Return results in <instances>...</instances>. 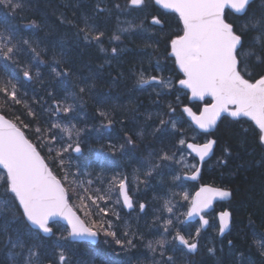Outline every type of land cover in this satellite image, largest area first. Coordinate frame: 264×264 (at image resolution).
<instances>
[{"label":"snow or ice","instance_id":"obj_1","mask_svg":"<svg viewBox=\"0 0 264 264\" xmlns=\"http://www.w3.org/2000/svg\"><path fill=\"white\" fill-rule=\"evenodd\" d=\"M152 3L169 12L175 13L180 24H182V34H177L171 38L166 46L167 56L165 59L174 58L176 67L179 70L177 83L182 89L190 93V100L205 101L204 106L199 110V114L194 112L191 107L184 106L182 112L187 114L192 124L200 133L210 136L218 127V121L222 116L231 118V121L245 125L243 132L245 135L251 133L257 144L264 148V74L258 76L250 71V64L253 59L257 64H264V0H262V11L257 14L250 13L254 0H151ZM27 0H0V6L8 9L13 15L18 10H23ZM149 4V0H127L125 10L144 11ZM120 7L119 4L116 5ZM105 9L97 4V12L102 13ZM232 15L234 19H242V24L237 28L233 20L229 19ZM63 23L64 20L62 19ZM69 23H72L69 21ZM152 25H159L160 31H163V21L156 15L151 18ZM29 27H37L33 21ZM132 25H130V28ZM83 33L86 42L94 40L98 43L105 33L99 30L94 23H89L88 17L83 18V27L79 29ZM129 31V29H122ZM253 33L252 39L247 44L245 36ZM113 40H119L118 35L113 34ZM17 29L4 21H0V61H12L19 64L18 54L22 51L19 47ZM158 43V41H157ZM23 44L28 46L31 51L33 61L39 60L40 51L38 45L33 46L30 40H23ZM170 48V51H168ZM104 51L103 47L100 49ZM113 48L112 52L116 53ZM63 55V53H61ZM43 63V61H40ZM60 64L61 60H55ZM7 64L0 63V69H7ZM23 75L26 80H32L33 76L27 67L23 69ZM157 72L162 69L158 64ZM52 72L57 77H68L69 72H60L56 67H52ZM10 78L5 82L0 79V108H10L8 101L14 105H22L27 110L29 117H36V112L31 109L27 102L21 99L17 92V86L13 82L17 79L15 73H10ZM36 77H40L39 71ZM61 85L67 93L63 101H57L55 108L49 107L46 111L53 114L49 124L43 127H35V136L30 138L26 135L24 129L32 130L30 123H25L20 116L15 117V121L8 120L4 115H0V189L3 194L0 195V235L8 233L13 222L20 225L15 229L17 235L13 238L8 236L5 247L9 250L10 264H41V241L44 237H50L53 228L52 221L62 220L66 223L67 235H60L58 240L89 242L95 244L100 232L106 237H112L115 243L121 249L126 246H132V240H121L117 237L114 225L111 221L105 222L93 220L91 224L87 220L81 219L69 206L68 189L66 185L73 186L74 189H83V195L79 199L84 208L90 206L86 201H91L96 205L99 211L108 215L105 207H100L99 201L112 199L113 193L118 190L116 203L122 199L123 206L129 209L134 207L130 195L129 177L120 172H116L110 179L104 178V171L111 170L115 161L108 156L97 154L96 163L100 166L101 172L96 174V179L103 186L107 184V189L97 187L92 192L91 186L94 181L88 179L87 186L79 176H91L92 173L72 172L65 167L66 161L73 159L71 153L81 154L83 151L81 145V132L75 123H72L77 109V100L83 104L85 93L91 94V85L86 81L76 84L79 92L68 91V81L62 80ZM138 83L141 86L150 85L154 88L169 89L174 87L171 77L165 79L162 75L145 76L142 71L139 74ZM158 92L157 95H161ZM52 95V93H49ZM179 100V97H177ZM71 101V102H69ZM96 103L103 105L106 103L104 98H97ZM171 111H175L172 104L168 105ZM63 113V116L60 114ZM97 115L103 118L107 123L101 124V127H111L113 124L112 114L104 108L97 109ZM250 122V123H248ZM183 121L170 119L160 120V127L154 129V132L167 133L168 125H171L173 134L180 132L177 137L176 146L173 150L161 148L159 153H149V157L141 169L133 174V179L137 185L147 184V178L153 176L158 169L169 167L164 162H172L180 166V171L190 169L191 175H185L184 179L197 180L201 174V167L196 164L189 165L182 151L186 145L189 155L194 154L202 164L206 158L213 154L217 139L207 138L203 143H188L183 135ZM58 129L59 132L53 130ZM99 131V129H97ZM62 134V135H61ZM142 135V134H141ZM65 137L67 139H65ZM195 139V137L193 138ZM127 145H135L133 137H126ZM125 145L120 144L119 149H124ZM109 148L115 154L118 149L115 144H110ZM47 149L48 155L42 154V150ZM224 154L227 155L229 149L224 148ZM180 158L177 159V153ZM68 153L66 156L65 154ZM223 164L225 161L221 158L219 161ZM53 169H59L63 172V177L59 178L58 173ZM170 171H174L171 170ZM141 175L144 179H141ZM174 182L181 180L179 172L172 176ZM175 187L181 188L182 185L175 184ZM173 197L180 196L187 202V211L182 212L185 220L199 218L200 227L196 229L195 236L199 237L201 229L209 225L208 214L215 211L216 201H229L233 193L227 188L215 187L212 185L201 186L194 196L187 192H174ZM144 203L139 204L141 211L145 210ZM183 207L173 203L171 199H165L163 211L169 213V217L164 220V231L171 235V228L174 222L171 218L175 215L176 209ZM92 213L85 212V216H91ZM117 219H119V215ZM216 216L219 220V233L223 235L230 227L232 212L229 209H222ZM11 217V220L9 219ZM99 223V228L95 225ZM252 221L249 220L251 225ZM23 229L27 234L26 243L21 239L19 233ZM42 234V235H41ZM128 235L127 232L124 233ZM255 235V233H254ZM173 241L182 245L187 253H196L199 248L198 241L191 235L185 236L176 229ZM108 241H105L107 243ZM259 247L261 254H264V237L254 241ZM169 241L161 238L155 241H149L148 249L156 253L159 251L160 259L154 261V264H175L174 257L167 255L168 249L165 245ZM232 242L229 241V244ZM60 248L59 264H69L65 252L68 245L57 244ZM176 249L173 248L172 251ZM210 254H214V249H208ZM103 255L104 264H122L121 261L113 259L108 253H97Z\"/></svg>","mask_w":264,"mask_h":264},{"label":"trees","instance_id":"obj_2","mask_svg":"<svg viewBox=\"0 0 264 264\" xmlns=\"http://www.w3.org/2000/svg\"><path fill=\"white\" fill-rule=\"evenodd\" d=\"M99 1L94 0L95 3ZM149 1L151 2V0ZM49 2L51 3L53 0H27L24 9L18 10L15 15L0 6V21L11 24L17 29L19 47L22 49L18 54L19 64L12 61H0V63L8 66L6 70L0 69V79L6 82L10 78L9 74L15 73L17 79L13 82L17 86L18 95L36 112V117H29L27 110L22 105H14L11 101H8L10 108H0V114L13 121H15L16 116H20L25 123H30L32 130L24 129V131L27 136L33 138V142H36L34 140L35 127L37 125L43 127L46 123L50 126L51 120L55 119L53 114L46 109L55 108L56 102L58 100L63 101L67 95L60 83L66 78L57 77L52 72V67H56L60 72L67 71L68 68L72 72L73 69L71 74L75 85H82L86 81L92 87L91 94H84L82 106L77 100L76 114L71 121L79 129H83L80 137L83 151L77 156L71 153L73 159L66 161L65 167L72 172L79 170L81 173L84 171L92 173L91 176H79L78 178L83 180L85 186H87L88 179H92L94 183L91 189L94 194L95 188L107 189L108 187L107 184L101 186L96 179V174L101 172L100 166L96 163L97 154L108 156L115 161V165L111 170L106 169L104 171V178L110 179L116 172L127 175L135 209L129 213L124 212L120 202L116 203L118 197V190H116L111 200L106 203L104 201L98 202L100 207L107 208L108 215L105 216L96 205L91 204V201H86L90 206L89 208L83 207L79 199V196L84 194L83 189H74L73 186L66 185L68 201L83 220H87L91 224L93 220L100 221L102 219L105 226H107L108 221H111L117 237L124 241L131 239L133 243L132 246L121 249L112 237L104 236L102 231L99 234L97 244L94 246L86 243L73 244L65 240L62 243H54V238L61 234L54 228L56 224H52L54 234L48 238H43L41 241L43 245L41 264H59L58 255L55 254L59 250L56 247L57 244L68 245L67 251L70 253L67 254L66 251L65 255L68 257L69 264H104L105 258L97 253H108L111 258L121 261L122 264H154V261L160 259L159 251L153 253L147 245L149 241L161 238H166L169 241L165 245L168 249L167 255L174 257L175 264H186L187 259L190 264H264V254H261L259 247L254 242L264 237V148L257 144L251 133L244 134L243 127H246L247 124H236L226 117L219 121L218 127L211 135L212 138L217 139V144L211 158L203 163L198 182L188 183L182 179L174 182L172 176L178 172L180 175L182 173L175 163L164 162L169 167L158 169L156 173H153V176L147 178V184L137 185L133 179V174L146 163L149 153H159L162 147L173 150L176 146L177 135L171 132L170 124L167 133L154 132L155 128L160 127L161 119L168 121L170 118L168 115L170 98L166 96L151 97L148 102L146 101L148 100V92L138 91L128 83L131 82L130 80L120 79L126 72L134 73L140 70L142 61L147 60L145 53L138 55L135 53L130 58L120 59L116 65L117 74L114 75L115 78H110L109 82L97 71L93 61L95 53L89 51L86 46L75 42L73 45L76 49L83 47L86 51L81 53L78 50L73 54L72 49L68 54L69 44L67 43L74 41H66L67 28L60 26V18L49 11L47 8ZM113 3L111 1L110 5ZM156 10L159 18L168 24L171 20L174 25L173 31H177L174 36H168L169 39L181 34V25L176 15L165 13L159 9ZM84 17H88L89 23L96 24L98 28L101 25L104 27L106 22L112 23L111 15L102 17L97 9L96 11L93 9L89 0H83L80 4L74 5L72 11H68L64 19L66 23L71 21L72 23L69 24H72L73 28L76 26L78 30L83 27ZM33 21L36 22L37 27L25 28L26 25H31ZM103 27H101L102 30H104ZM165 29L168 30V27H165L164 24V32ZM25 39L32 41L34 47L38 45L39 60L33 61V54L28 46L23 44ZM159 39L160 37L155 38L154 41L148 43L139 41L135 43V47L144 51L147 50L149 59L157 56L155 59L157 58L156 61H158L161 58V53L167 55L165 51L167 44L161 43L162 41ZM130 48L133 49L134 46H129ZM57 59L61 60L60 64L55 63ZM126 65L127 67H124ZM24 67H27L33 76L30 82L24 81L22 70ZM259 68L260 65L255 70ZM80 69L88 70L87 77L77 73ZM37 71L40 73L39 78L36 77ZM116 84H120L118 89ZM75 85L71 87L69 92H79ZM108 85L109 92H106ZM97 98H104L106 103L98 105L96 103ZM184 100L186 102L187 98L185 97ZM2 102L0 100V103ZM190 106L195 112H198L200 108L199 103ZM101 107L111 112L113 119L111 127H101L102 123H107L97 115V109ZM60 115L63 116V113ZM178 116L179 118L182 117L181 114ZM182 120L187 123L185 118ZM15 122L19 123V121ZM53 131L59 132L58 129ZM128 136L134 138V146L125 143ZM205 136L199 135L200 138ZM65 139L67 138L65 137ZM110 144L117 146L118 151L115 154L109 148ZM120 144L125 145L124 149H119ZM225 147L229 149L227 155L223 151ZM42 154L47 156V149H43ZM65 155L67 156L68 153ZM221 158L225 161L223 164L219 162ZM170 169L174 171H170ZM53 170L58 173L59 178L63 177V172H60L59 169ZM141 179H144L142 175ZM175 184L182 185V189L175 187ZM200 184L227 188L233 193L229 202L218 205V209H229L232 212L231 228L224 237L220 239L215 237V242L218 243L216 247L213 246L214 244H207L205 240L203 241V235H201L200 239L197 240L199 243L197 253L193 257L189 255L184 257L185 251L178 246L176 241H173V236L176 229H179L184 235L185 227L188 226L184 224V216L181 215L182 212L187 211V202L183 201L180 196L173 197L172 194L183 191L192 196ZM2 194L3 189H0V195ZM165 199H171L173 203L183 205V207L176 209L175 215L171 216L174 222L171 235L164 231V220L169 217V213L163 211ZM140 203L146 205L144 211H140ZM89 211L92 215L85 216V212ZM116 214L119 215V219H117ZM9 219L11 220V217ZM249 220L252 221L251 225ZM20 227L13 222L9 232L0 235V264H10L9 250L6 249L5 243L9 235L13 238L16 237L15 229ZM95 227L99 228V223ZM63 228V235L66 236V228ZM125 232L128 233L127 236L124 235ZM19 235L26 243L31 242L27 240V234L23 229ZM192 237L194 236L192 235ZM105 241L108 242L105 243ZM229 241L232 243L229 244ZM173 248L176 250L172 251ZM209 248L215 250L214 254L209 253Z\"/></svg>","mask_w":264,"mask_h":264},{"label":"rangeland","instance_id":"obj_3","mask_svg":"<svg viewBox=\"0 0 264 264\" xmlns=\"http://www.w3.org/2000/svg\"><path fill=\"white\" fill-rule=\"evenodd\" d=\"M83 0H53V2H49L48 3V9L49 11L52 12V14L56 17L60 18V22L59 25L60 26H73L72 24L66 23L64 16L66 15V13L68 11H72L73 6L76 4H80ZM111 1H113L114 3L112 5H110ZM89 2L92 4L93 9L96 11L97 9V4L99 3L100 5H102V7L105 9L104 12L99 13L102 17H105L107 15H111V19H112V23L113 25L116 26V35L118 34V36L120 37L119 39V47H121V44H124L126 42V40L128 41V43H131L134 48L131 49L130 51L133 53L141 54V53H145V56L147 57V60L142 61V66L140 67L139 71H135L134 73L131 72H126L123 74V76L120 78L121 80H130L131 82H128L132 87L134 86L138 91H143V92H148V96L146 101H150L149 99H151V97H160V96H166L167 98H170V102L169 104H172L173 107L175 108V111H169L168 110V115H170V119H177V120H182L183 115L180 111V107L187 104V100L185 102L184 98H187V95L185 92H183L181 89H179L177 87V78L178 76L176 75V72L174 70V63L173 60H169V59H165V57L167 56L164 53H161V58L160 60L156 61L154 56L152 57V59H149V54L147 50H143V49H139L138 47H135V43H138L139 41H143V42H151L154 41L155 38H159V40H161V43H165L168 44L170 39L168 38V36H174V34L177 31H173L174 25L172 24V21L170 20V24H168L167 22H163V29H164V24L165 27H168V30L164 31H160V26L159 25H152L151 24V18L153 15H155V5L152 4V2L149 1L148 6L146 7V9L144 11H136V10H125L127 8V0H100L99 2L95 3L94 0H89ZM151 3V4H150ZM119 4L120 7L117 8L116 5ZM154 5V6H152ZM259 9L256 10L254 9L251 13L255 12L257 14H259L262 10H260V6L262 7V0H259V3L257 4ZM95 6V7H94ZM66 13H65V12ZM105 14V15H103ZM158 16V15H156ZM159 17V16H158ZM64 20V22L62 23L61 20ZM242 24V22H241ZM130 25H132V27L130 28ZM122 29H129V31H122ZM250 37L252 39V36L254 35L253 33H249ZM251 41V40H250ZM248 43V42H247ZM126 46H129L128 44H126ZM164 48V47H163ZM163 54V55H162ZM151 56V55H150ZM253 61H255L253 59ZM154 62V63H153ZM160 65V68L162 69L161 72H157L156 71V67L157 65ZM124 67H127L124 66ZM141 68H145V71H143ZM149 69L151 70V72H149ZM138 70V69H137ZM128 71V70H127ZM144 72L145 76H150V75H162L165 79L171 77L174 87L169 90V89H160V88H154L152 86H147V87H143L138 83V79H139V74L140 72ZM117 83V80H116ZM118 84V83H117ZM117 89L118 86L117 85ZM182 91V92H181ZM158 92H161V95H157ZM146 94V93H145ZM177 97H179V100H177ZM178 114H181L182 117L179 118ZM183 121V120H182ZM184 122V121H183ZM172 130V129H171ZM173 133V132H172ZM177 135V137H179L181 135L180 132H176L174 133V135ZM183 135L186 138L187 141H194L195 143H201L204 142L205 137H199L200 134H198L194 129H192V127L189 125V123L184 122L183 123ZM176 137V138H177ZM195 137V139H193ZM182 151L184 153L185 159L187 161V163L189 165L191 164H196V162L194 161V159L192 158L191 155L188 154V152L185 150V146H183ZM180 158V153H177V159ZM177 165V164H176ZM178 168L180 169V166L177 165ZM192 170L190 169H184L183 171H180L182 174L185 172H191ZM198 225H194L193 227H185V231H184V235L187 237L189 235H193L194 238L196 240H199L201 235L202 236V240L207 243V244H214L213 246L216 247L218 245V243L215 242V237L217 236V223L215 220V216L213 215L211 218V223H210V228L209 231L206 232L205 234L202 233L200 234L199 237L195 236L196 233V229L198 228ZM55 229H57L60 234L62 235L64 233V228L62 225H55L54 226ZM218 238V237H217ZM59 242L62 243L63 240H58L57 238H54V243ZM200 252V251H199ZM59 253H60V248L58 250V252H55L56 255H58V259H59ZM66 253V252H65ZM70 251H67V254H69ZM186 255H183L184 257H188V253L185 251L184 252ZM186 259V258H185ZM184 259V260H185ZM186 264H190L189 260H186Z\"/></svg>","mask_w":264,"mask_h":264},{"label":"flooded vegetation","instance_id":"obj_4","mask_svg":"<svg viewBox=\"0 0 264 264\" xmlns=\"http://www.w3.org/2000/svg\"><path fill=\"white\" fill-rule=\"evenodd\" d=\"M259 0H254V3L252 4V7L249 9L250 11H253L254 9L258 10V4ZM260 10H262V7L260 6ZM230 20H233V22L236 24L237 28L241 26L242 19H234L232 15L229 16ZM66 29V34H67V42H72L73 43H67L69 44L68 47V54L70 51L73 49V54L77 52L78 50L81 51V53H84L86 51L83 47L81 49H76V47L73 45L75 42L82 44L83 46H86V48L94 52V59L93 61L95 62L94 65L99 71L109 82L110 78H115L114 75L117 74V67L116 65L118 64V61L120 59L124 58H130L131 56H134L135 53L131 52L129 49V46H133L131 43L126 42L124 44H121L122 46L119 47V40H113L112 36L113 34L116 35V26L113 25V23L106 22L105 26L103 27L102 25L99 27V30L103 31L105 35L101 38V42L98 43L94 40H91L90 42H86L83 38V33L77 30L76 26L73 28L72 26H65ZM101 27L104 28V30L101 29ZM118 35V34H117ZM251 40L250 34L245 36V43ZM128 44L129 46H126ZM79 47V44L77 45ZM77 47V48H78ZM101 47H103L104 51H101ZM116 48L117 51L116 53L112 52V49ZM260 65V68L258 70H255L256 67ZM71 67V66H70ZM250 71L254 73V75L259 76L261 74H264V64H257L255 61H252V63L249 66ZM143 71H145V68H141ZM67 71L69 72V76L65 77L66 80L68 81V91L75 85L74 78L71 73H73V69L71 72V69L68 68ZM85 74H88V70H83ZM149 72L151 70L149 69ZM82 74V73H81ZM84 75V74H82ZM111 90V89H110ZM106 92H109V85L107 87ZM183 248V247H182Z\"/></svg>","mask_w":264,"mask_h":264},{"label":"water","instance_id":"obj_5","mask_svg":"<svg viewBox=\"0 0 264 264\" xmlns=\"http://www.w3.org/2000/svg\"><path fill=\"white\" fill-rule=\"evenodd\" d=\"M157 6V5H156ZM157 7H159V6H157ZM160 8V7H159ZM160 9H162V8H160ZM163 11H165V12H169V11H167V10H164V9H162ZM171 13H173V12H171ZM175 14V13H174ZM176 15V14H175ZM177 16V15H176ZM178 17V16H177ZM179 19V18H178ZM181 26H182V24H181ZM25 28H29V25H26L25 26ZM174 59V58H173ZM176 69H177V71L179 72V70H178V68L176 67ZM24 78V77H23ZM25 79V78H24ZM25 81H30V80H26L25 79ZM144 86H147V85H144ZM177 86L180 88V86L178 85V83H177ZM180 89H182V88H180ZM183 90H185V91H187L186 89H183ZM188 92V91H187ZM188 94H189V96H188V101L190 102V103H193V102H198V103H202V102H204V101H199V100H190L189 99V97H190V93L188 92ZM205 100H210V98H205ZM204 106V105H203ZM202 106V107H203ZM201 107V108H202ZM182 109H183V107H182ZM181 109V110H182ZM184 115H185V117L187 118V120L189 121V123L192 125V127L194 128V129H196V127H195V125L194 124H192V122H191V119L187 116V114H185V113H183ZM197 114H199V112L197 113ZM1 115V114H0ZM223 117V116H222ZM221 117V118H222ZM231 119V118H230ZM219 122V121H218ZM198 132H200L198 129H196ZM215 131V130H214ZM213 131V132H214ZM212 132V133H213ZM211 133V134H212ZM188 143H193V142H188ZM215 147V146H214ZM186 150L189 152L190 150H188L187 149V147H186ZM214 151V150H213ZM73 155H75V156H77V155H80V154H75V153H72ZM196 160H197V162H198V166L199 167H201V163L199 162V160H198V158H196L195 157V155L194 154H191ZM212 156V154H210V156L208 157V158H206V160L205 161H207L210 157ZM185 175H191V174H184L183 176H182V179L183 180H185V181H189V182H196V181H198V179L197 180H190V179H184V176ZM201 186H205V185H200L199 186V188L201 187ZM199 188L197 189V191L199 190ZM196 191V192H197ZM195 192V193H196ZM195 193L193 194V196L195 195ZM230 201V200H229ZM120 202H121V205H122V208L124 209V211L125 212H130V211H132L133 209H134V207L132 208V209H129V208H126V207H124L123 206V201H122V199L120 200ZM218 202H228V201H216L215 203H218ZM69 206H70V204H69ZM71 207V206H70ZM72 208V207H71ZM73 209V208H72ZM74 211V210H73ZM75 212V211H74ZM76 213V212H75ZM77 214V213H76ZM77 216H79L78 214H77ZM197 220H199V218L197 217V218H195V219H191V220H185L184 219V222H185V224H189V223H193V222H195V221H197ZM53 222H59V223H61V224H63L66 228H67V225H66V223L64 222V221H62V220H56V221H52V222H50V223H53ZM217 222H218V228H219V220H218V218H217ZM230 227H231V222H230ZM230 227H229V229H227L226 231H225V233L223 234V235H221L220 233H219V229H218V237L219 238H222L223 236H225L228 232H229V230H230ZM207 229V226L205 227V228H203V229H201L202 231H205ZM42 235V234H41ZM97 241H98V238H97ZM79 242H81V241H77V242H74V243H79ZM85 243H89V242H85ZM97 243V242H96ZM95 243V244H96ZM178 243V242H177ZM89 244H91V245H95V244H92V243H89ZM187 251V250H186ZM190 254H195V253H190Z\"/></svg>","mask_w":264,"mask_h":264},{"label":"bare ground","instance_id":"obj_6","mask_svg":"<svg viewBox=\"0 0 264 264\" xmlns=\"http://www.w3.org/2000/svg\"><path fill=\"white\" fill-rule=\"evenodd\" d=\"M77 73H82V74H84L85 77H87V74H85L84 71H83L82 69L78 70ZM23 77H24V75H23ZM24 81H25V79H24ZM26 82H30V81H26ZM228 119H230V118H228ZM230 120H231V119H230Z\"/></svg>","mask_w":264,"mask_h":264}]
</instances>
